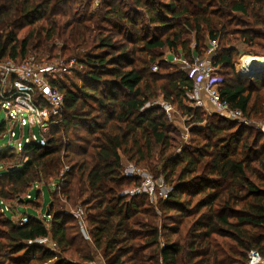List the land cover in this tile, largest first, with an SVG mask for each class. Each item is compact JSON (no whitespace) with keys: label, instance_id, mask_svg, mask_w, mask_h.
Listing matches in <instances>:
<instances>
[{"label":"trees","instance_id":"16d2710c","mask_svg":"<svg viewBox=\"0 0 264 264\" xmlns=\"http://www.w3.org/2000/svg\"><path fill=\"white\" fill-rule=\"evenodd\" d=\"M92 4L0 0V61L61 56L77 64L73 78L52 83L65 103L45 144L0 150V264L94 262L59 200L84 210L105 264H248L251 251L264 261V133L207 116L189 97L188 74L164 60V50L182 47L192 64L207 39L217 41L221 100L264 122V76L244 81L235 70L241 45L245 55H264V0H100L91 11ZM163 104L188 120L189 145ZM123 157L172 189L159 201L161 216L146 196L125 195L140 181L123 175ZM51 182L50 223L6 216L2 203L41 211L39 192L35 203L27 195ZM43 238L63 256L36 243Z\"/></svg>","mask_w":264,"mask_h":264},{"label":"built area","instance_id":"2783aa9c","mask_svg":"<svg viewBox=\"0 0 264 264\" xmlns=\"http://www.w3.org/2000/svg\"><path fill=\"white\" fill-rule=\"evenodd\" d=\"M217 50L218 42L210 41L205 60H201V58L196 56L192 64L187 61L182 62L180 69L188 74L189 78L194 82V90L189 97L195 106L204 108L205 103L201 98V94L204 93L221 116L246 126H251V123L244 118L241 111L232 110L227 103L221 100L219 87L222 78L218 73L219 68H214L212 65V60L216 57ZM36 62L37 64L25 62L16 65L13 61H0V110L7 107L4 110L8 114L7 120L1 124L4 125L3 138L9 136L11 141H16L12 149L17 154L23 151L24 145L32 143L44 145L48 137L46 134L49 132V128L60 123L65 101L60 91L53 88L52 83L62 79L65 75L71 76L74 70L77 69L75 60L66 62L61 56ZM158 69V66L155 65L152 71L157 72ZM162 107L168 115L173 110L171 106L166 104H163ZM25 114L31 117L29 120L30 124L26 121ZM8 125L9 127L12 126V128H8ZM17 127L21 131L19 139L16 134ZM27 127H29V137H25L23 134ZM35 128L40 129L42 139L33 134ZM262 132L264 133V127H262ZM123 168L125 177L140 181V186L125 193L126 196H146L152 205L168 198L172 190L170 187L161 185L159 191L156 192L155 182L144 171L130 163L124 164ZM27 199L31 200L33 198L29 194ZM71 214L81 220L84 225V213L82 211L77 209ZM15 222L23 225L25 220L22 217H16ZM82 228L84 231V227ZM36 243L44 245L50 250L57 248L56 244L49 238L39 239ZM92 264L104 263L95 261ZM248 264H264V261L257 251H251L248 254Z\"/></svg>","mask_w":264,"mask_h":264},{"label":"rangeland","instance_id":"374dc122","mask_svg":"<svg viewBox=\"0 0 264 264\" xmlns=\"http://www.w3.org/2000/svg\"><path fill=\"white\" fill-rule=\"evenodd\" d=\"M91 1L93 3L92 4V7H91V11L96 10L98 8V4L100 3V0H91ZM242 19H244V18H242ZM145 20H146V18H145ZM187 39H190L191 40V48L194 49L195 48L194 36L191 35L190 37H187ZM207 41H208V39L206 40L205 44L207 43ZM210 47H212V46H210ZM207 50H208V48L206 47V50L205 51L207 52ZM240 50H242V51L240 52L239 56L236 55V57H235V70H236L237 74L239 75V77L245 81V75H246L245 70H247V64H248V60H249L248 57H254V56L245 55V47L242 46V45L240 46ZM217 51H219V43H218V50ZM178 52L180 53L181 56H183L186 59V56H185V54H184V52L182 50V47H180V49L177 52H172V51H169V50H164V60L167 58V56H170V55L178 56L179 55ZM245 56H247V57H245ZM255 57H262V58H264V55H259V56H255ZM246 58H248V60H247V62L245 64ZM25 62H31V63L37 64V62L34 59V57H30L26 61H18V62H16V65L23 64ZM218 73L220 74V77H222L221 76L222 75V71L220 69H218ZM223 75H224V71H223ZM262 76H264V74ZM67 77L73 78V75L67 76ZM161 102L162 101L160 100L158 102V104H160ZM4 109H7V107H4ZM4 109H1L0 110V126L8 118V114H7V112ZM203 111L205 112V114L207 116H211L214 113L219 114L218 111H217V109L215 110L216 112H214L213 109L210 108V107L203 108ZM219 115H221V114H219ZM24 117H25L26 121L28 122V124H30L29 123V120H30L31 117H29L26 114L24 115ZM34 117H35V119H37L36 116H34ZM169 117L172 120L173 124L176 126V128L182 133V135L184 137V142L187 145H189L191 143L192 136L189 133V129H190L191 126L188 127V125H187L188 120L186 118L182 117V115L175 108H173V110L170 112ZM247 121L249 123H251V126L250 127H254L255 129L262 131V127H264V122H262V121L261 122L260 121L258 122V121H254V120L252 121V120H248V119H247ZM203 126H205V124H203L201 127H203ZM8 128H12V126L9 127V125H8ZM48 131L49 132H47L46 135L49 137L50 134H51V127L49 128ZM3 133L4 132L0 133V150H4V149H7V148H14L16 141H11L10 138H9V136L3 138V135H4ZM16 134H17V137L19 139L20 138V135H21V131H20L19 127L16 128ZM23 134H24L25 137H29V127L25 128ZM33 134L35 136L39 137L40 139H42L41 131H40L39 128H35L33 130ZM43 135L46 137L45 134H43ZM178 152H180V151H178ZM126 163H129V162L127 161V159L125 157H123L122 158V167ZM137 168H139L140 170L144 171L146 174H148L153 179V181L155 182L156 192L159 191V187L161 185H164L166 187H169L165 183V180H164L163 177L155 178L152 175V173H150L149 171L143 169L141 166H139ZM55 189H56V183L51 182L48 187H43L42 185H36L33 188V190L31 191V194L30 195L33 198V202L34 203L36 201L37 194L39 192V196H38V199L37 200L40 203L39 206H41V208H42L41 211L37 210L36 208L32 207L31 205H20L19 206L18 203L14 202L12 204L2 203V207L6 211L4 213L6 214V216L11 221H16V217H22L25 220V222L29 218H37L38 220L44 222L45 224H48L51 221V216L47 217L46 216V211H47V209L49 207V204L51 203V200H52V197H53L54 192H56ZM131 190H133V188L130 189V190H127L126 193H128ZM158 199H159V197L157 198V201H158ZM59 202H60V206H61V210L60 211L62 213H64V214H66V215H70L72 212H75V210H77V209H79V211H82L84 213V210L81 209V208H77V209L74 208L73 209L69 205L65 204V202H63L62 200H59ZM158 204H159V201H158L157 204H153V206H154V209L156 210L157 214H159V216H161V214H160V212L158 210V206H159ZM51 209H50V214H51ZM77 221H78V223L76 224L75 231H78V233H80V235H81L80 237H82V239L84 240V242L88 244L87 245L88 250H86V252H89L93 257H95L94 262L95 261H102L105 264V260H104L105 252H104V250L97 249L93 245L92 239H90L91 237H90V234H89V226H88V222L86 220V215L84 214V225L82 224L81 220H78L77 219ZM159 224H161V223L159 222ZM72 225H74V224H72ZM82 227H84V231H83V228ZM40 246L46 247L44 245H40ZM50 251L53 252V253H55L57 256H60V257L63 256V254L61 253V251L58 248H56L55 250H50ZM64 257H68V255L67 254L66 255L64 254ZM51 263H52V261L49 262V263H47V264H51ZM74 263L75 264H81L79 262H74Z\"/></svg>","mask_w":264,"mask_h":264},{"label":"crops","instance_id":"0c3cea01","mask_svg":"<svg viewBox=\"0 0 264 264\" xmlns=\"http://www.w3.org/2000/svg\"><path fill=\"white\" fill-rule=\"evenodd\" d=\"M209 44H210V40H208L207 43H206L207 48L209 47ZM194 57H196V55H194ZM245 57H247V56H245ZM205 58L206 57L204 56V57L201 58V60H205ZM247 60H248V58L245 60V64H246ZM165 61L170 63V64H172V65H177V66L180 67L182 62L186 61V59L183 56H181L180 53H179L178 56H173V55L167 56ZM247 68H248V64H247ZM245 72L247 74V70H245ZM201 98L203 99V101L205 103V107L204 108L210 107V108L213 109L214 112H216L215 111L216 108L211 104V102L209 101V99H208L206 94H204V93L201 94Z\"/></svg>","mask_w":264,"mask_h":264},{"label":"bare ground","instance_id":"6f19581e","mask_svg":"<svg viewBox=\"0 0 264 264\" xmlns=\"http://www.w3.org/2000/svg\"><path fill=\"white\" fill-rule=\"evenodd\" d=\"M264 66V58L262 57H250L248 60V68H247V75H249L250 73H252V71H259V69H255V67H262ZM253 68V69H252Z\"/></svg>","mask_w":264,"mask_h":264},{"label":"water","instance_id":"95a60500","mask_svg":"<svg viewBox=\"0 0 264 264\" xmlns=\"http://www.w3.org/2000/svg\"><path fill=\"white\" fill-rule=\"evenodd\" d=\"M259 69V71H252V73H250L249 75H245V79H252V80H254V79H261L263 76V74H264V66H262L261 68L260 67H255V69ZM253 69V68H252ZM52 206H53V203L51 202L50 204H49V207H48V209H47V211H46V216L47 217H49L50 216V209L52 208Z\"/></svg>","mask_w":264,"mask_h":264}]
</instances>
